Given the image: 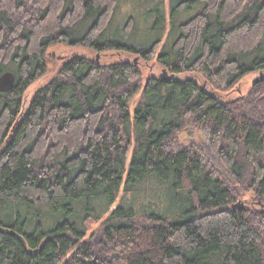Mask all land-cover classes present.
<instances>
[{
    "label": "trees",
    "instance_id": "1",
    "mask_svg": "<svg viewBox=\"0 0 264 264\" xmlns=\"http://www.w3.org/2000/svg\"><path fill=\"white\" fill-rule=\"evenodd\" d=\"M124 1L155 6L154 24ZM168 6L167 24L163 0H0V76L15 81L0 91V264H117L116 251L123 264H264V212L230 206L239 190L264 203V81L217 97L264 70V0ZM61 44L156 56L175 79L142 88L129 62L74 55L24 110ZM188 127L203 141H179Z\"/></svg>",
    "mask_w": 264,
    "mask_h": 264
},
{
    "label": "rangeland",
    "instance_id": "2",
    "mask_svg": "<svg viewBox=\"0 0 264 264\" xmlns=\"http://www.w3.org/2000/svg\"><path fill=\"white\" fill-rule=\"evenodd\" d=\"M123 4H126V10L124 11L123 9H121L120 7L117 8L118 9V14L115 17V20L117 21V24L119 27H122V23H124V20H122V10L124 11L123 15H127V16H133V14H137L141 19H152L154 13L156 12V7H151L148 8L147 10L142 11L141 8H139L138 6L133 5V3H130V1H124ZM163 8H164V15L165 18L168 19L170 11H169V6H168V0H163ZM133 13V14H132ZM142 14V15H141ZM181 19H184L186 17V15L181 16ZM155 22V19L153 18L151 20V22H149V24L152 26ZM169 22V19L167 20V24ZM137 23V22H136ZM140 24V21H139ZM167 33V32H166ZM166 33H164V35L162 36L161 40H162V44L163 41L166 37ZM151 41L150 38L148 39H143L141 40V42L144 46L148 45L149 42ZM132 44H136L137 43V39L134 37L131 39ZM161 46V45H160ZM160 49V48H159ZM159 49H157V51H159ZM48 70L47 72L40 76L37 81H35L34 83H32L29 87H27V89L24 91L23 97H22V103H23V109L25 110L28 107V101L30 100V98L34 95V93L38 90V88L46 85L47 83H49L50 80H52V78L55 76L58 68V65H60V63L62 61H65L66 59H69L70 57L77 55V56H87L91 59H94V61H96V63L101 64V65H105L108 63H116V62H129L131 64H133L135 66V68L137 69V71L139 72V74L141 75V80H142V84L141 86L144 84V81L148 78L152 77H156L159 79L160 75H161V71L163 69V67H160V65L158 63H156V56L153 57L152 60L149 61H145L140 57H135V56H130V55H126L124 53L121 52H112V51H108L104 54H98V53H91L89 52V50L83 46L79 47V46H70L68 47L67 45H59L56 47H50L48 49ZM63 57V59H61ZM168 72V70H167ZM169 73V72H168ZM264 73V70H263ZM187 77H192L194 79L197 78V81L199 82V84L203 85V83H201L202 81L200 79H198V77H196V74H188L186 75ZM259 77V72H253L250 75L245 76L243 79H241V83L239 85H237L236 87L233 88L232 92H229L228 94H217V97H219L222 101H230V100H236V98L241 95V94H246V92H248L249 90L252 89V85L254 84V80L256 78ZM143 88V86H142ZM142 88L140 89L139 93H137L135 96L132 97L130 104H129V109L132 112H134V108L136 107V105L138 104V102L140 101V96H141V92H142ZM209 91L211 90L210 87ZM216 94V93H214ZM178 139L179 141H181L183 144L187 145V144H191V143H196L198 142V140H202V136L201 133L199 132V130L196 131V129H192L191 127L189 128H184L183 130H181L178 133ZM203 141V140H202ZM122 194V193H121ZM239 196L236 197L234 199V202L231 203V205H235V203H237L238 201H242L243 204L245 206H252L251 208L254 211H259V212H263V204L262 202L258 203L260 200L256 199L253 194L248 191V193L244 192L243 190H239ZM146 197V196H144ZM142 197V198H144ZM154 201L156 202V200H160L159 197H157V195H155L154 197ZM161 198V197H160ZM147 203L146 200H144L143 202L141 201V205L145 206V204ZM150 203V202H149ZM258 203V204H257ZM230 205V206H231ZM113 209V207L111 208ZM99 226V223H94L93 225L90 226L88 235H90V233L94 232ZM95 238L97 239L98 235L94 234ZM120 251H116L113 252L111 254V256H114L119 253ZM117 256V255H116ZM122 257L117 256L116 258L113 257L112 260L115 261L117 264H123L122 263Z\"/></svg>",
    "mask_w": 264,
    "mask_h": 264
},
{
    "label": "water",
    "instance_id": "3",
    "mask_svg": "<svg viewBox=\"0 0 264 264\" xmlns=\"http://www.w3.org/2000/svg\"><path fill=\"white\" fill-rule=\"evenodd\" d=\"M173 79H175V75L174 74L169 75L165 69H162L161 75L159 77V80L161 82L162 81L163 82H171V81H173ZM254 81H255L254 84L263 83V81H264V73H263V71L259 72V77L256 78ZM14 83H15V81H14L13 74L11 72L4 73V75L0 76V89L2 87H4L0 91L6 89V87H10V86L14 85ZM258 203H260V201ZM231 208H232L233 211H235L236 209L240 210V211L246 210V206L243 204L242 201H238L237 203H235V205H231ZM262 211L264 212V205H263V210ZM8 235L17 238L22 243H24V241H25L24 238H22L20 235L16 234L13 230L9 231ZM116 255L119 256V253H117ZM116 255L114 256V254H113V256H111V257L112 258L113 257L116 258L117 257Z\"/></svg>",
    "mask_w": 264,
    "mask_h": 264
},
{
    "label": "flooded vegetation",
    "instance_id": "4",
    "mask_svg": "<svg viewBox=\"0 0 264 264\" xmlns=\"http://www.w3.org/2000/svg\"><path fill=\"white\" fill-rule=\"evenodd\" d=\"M135 57H140V56H135ZM61 59H63V57L61 58ZM163 69H165V68H163ZM166 70V69H165ZM167 71V70H166ZM263 71V70H262ZM262 71H257V72H262ZM168 73V72H167ZM169 75H172V74H170V73H168ZM2 88H4V87H2ZM1 88V89H2ZM0 89V90H1ZM219 102L220 103H225V102H228V101H222V100H219ZM219 104V103H218ZM258 204V203H257ZM263 204V203H262ZM264 205V204H263ZM253 207V205L252 206H246V209H248V208H252Z\"/></svg>",
    "mask_w": 264,
    "mask_h": 264
}]
</instances>
